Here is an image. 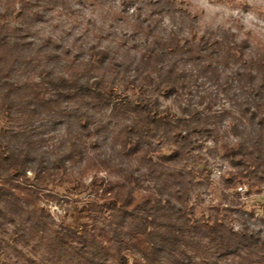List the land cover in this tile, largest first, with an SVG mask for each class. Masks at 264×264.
<instances>
[{
	"label": "trees",
	"instance_id": "16d2710c",
	"mask_svg": "<svg viewBox=\"0 0 264 264\" xmlns=\"http://www.w3.org/2000/svg\"><path fill=\"white\" fill-rule=\"evenodd\" d=\"M73 1L110 11L106 33H93L86 50L82 34L71 45L36 35L44 12ZM16 3L0 14L17 23L9 39L0 36V252L12 248L11 264H264V213L257 218L229 200L246 184L264 186V49L224 28L200 31L181 0ZM115 29L124 40L105 44ZM2 44H11L9 60ZM201 77L217 81L238 105L228 126H213L192 99L179 104L180 114L162 106L161 97L191 94ZM112 115L123 120L110 135ZM57 127L69 134L61 150L62 141L46 144ZM100 133L112 142L93 157L86 139L96 145ZM77 157L83 165L68 175L67 162ZM216 158L226 162L220 180L230 203L197 212ZM93 168L107 176L84 184ZM63 176L86 192L78 211L87 221L72 227L38 203L43 195L68 199L44 193L48 179ZM0 264L8 263L0 257Z\"/></svg>",
	"mask_w": 264,
	"mask_h": 264
},
{
	"label": "rangeland",
	"instance_id": "374dc122",
	"mask_svg": "<svg viewBox=\"0 0 264 264\" xmlns=\"http://www.w3.org/2000/svg\"><path fill=\"white\" fill-rule=\"evenodd\" d=\"M183 1L193 13L197 15V22L200 31H217L226 29L229 32L235 33L239 38H245L254 42L256 45L264 49V0H181ZM117 5V2L114 3ZM15 6L17 8L16 0H0V14L8 13ZM134 9V5L128 9V13H131ZM150 9L144 7L143 12H147ZM46 22L36 25L37 36L52 35L58 40H62V43L71 45L74 43L73 38L78 34H82L80 41L93 42L95 39L92 37L93 33L105 34L106 24L111 20L110 11L107 6H101L98 4H82L79 6L75 1L68 5L56 4L51 9L44 12ZM8 18L11 19L9 16ZM156 18L163 26L170 24L167 15H157ZM5 18H0V36H6L9 39L11 34L16 30L17 23L14 19L5 22ZM127 32H130V27H125ZM16 34V33H15ZM36 36V37H37ZM124 40L122 32L119 29L112 30L108 37L103 40L105 44L115 45L116 42L121 43ZM78 42V41H76ZM86 43L83 48L86 50ZM130 41L125 43V46H130ZM78 46V45H77ZM123 46L122 49L125 47ZM11 44H2L1 52L6 60L14 54L11 50ZM84 50V49H83ZM87 55V52H83V57ZM35 80L36 77H34ZM200 85L193 90L191 94L182 92L179 97H171L169 99L160 98L162 106L169 105L170 108L180 114L181 103L187 102L192 99V103H197L200 109L204 110L211 117L213 126H228L229 122L235 115L239 114L238 105L229 98L225 91H223L218 82L214 80H206L204 77L198 79ZM200 100V102H198ZM224 112V113H223ZM214 115L217 117L214 118ZM111 124L105 126V129L109 134H113L119 129L122 123V116H111ZM54 131L49 132L47 135L46 144L56 145L60 141L62 144L60 150L68 147L67 130L57 127ZM223 129V128H222ZM71 131L73 134L77 132V127L72 126ZM101 134V133H100ZM99 136L94 135L92 142H96V145L88 144L91 138L86 139V150L89 155L96 157L101 155L106 149L108 150L112 142L111 139L104 140L102 134ZM110 134V135H111ZM68 137V138H67ZM83 147V145H81ZM208 148H214L213 142L207 144ZM58 149V150H59ZM83 165V159L77 157L76 161H68L67 173L70 175L72 172L74 175H78V168ZM222 166V167H221ZM226 162L219 158L211 159V164L208 168L209 174L208 184L201 187V196L203 201L199 205H195L197 212L200 210H206L207 207L221 203L223 206L227 203L233 202L236 206H240L246 210H254L255 217H262L264 213V186L260 185L259 189L256 186L244 185V189L237 190L239 194L230 195V202L224 200V194H228L220 180V174L224 171ZM206 175V174H205ZM28 176L32 177L30 172ZM95 176H107L106 170L103 168L91 169L87 175L81 180L84 184H89ZM58 179H48L44 193L56 192L58 194H68V199L55 201L53 199L43 197L38 203L49 211V214L56 222H63L65 225H78L87 221L86 212H79V208L84 204L86 199V192H78L72 190V184L65 179L57 181ZM57 202V203H55ZM56 204V205H55ZM9 232H7L8 235ZM0 257L3 262L11 264L14 260L13 250L10 247L3 248L0 252ZM131 261V260H130Z\"/></svg>",
	"mask_w": 264,
	"mask_h": 264
},
{
	"label": "built area",
	"instance_id": "2783aa9c",
	"mask_svg": "<svg viewBox=\"0 0 264 264\" xmlns=\"http://www.w3.org/2000/svg\"><path fill=\"white\" fill-rule=\"evenodd\" d=\"M238 189H239V190H242L243 188H240V187H239Z\"/></svg>",
	"mask_w": 264,
	"mask_h": 264
}]
</instances>
